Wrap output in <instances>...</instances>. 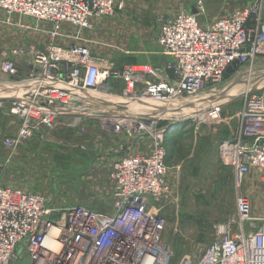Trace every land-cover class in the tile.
Here are the masks:
<instances>
[{
	"label": "built area",
	"instance_id": "obj_1",
	"mask_svg": "<svg viewBox=\"0 0 264 264\" xmlns=\"http://www.w3.org/2000/svg\"><path fill=\"white\" fill-rule=\"evenodd\" d=\"M115 8V0H0V9L51 27L44 43L0 46V72L21 92L7 107L19 125L4 139L5 147L63 119L84 132L81 123L90 113L118 136L108 211L80 204L54 207L39 193L0 182V264H19L25 256V264H170L166 218L160 213L170 197L167 129L161 124L168 112L161 109L172 102L196 107V97L220 86L234 60L232 73L264 56V18L257 4L206 25L201 2L193 12L161 17L157 43L165 61L160 65L114 67L102 64L86 45L56 43L64 23L90 28L93 19L110 16ZM95 95L120 100L97 101ZM206 108L215 119L220 104ZM96 109L105 112L99 117ZM193 117L205 122L199 111ZM236 117V136L218 144L220 161L238 179L256 172L264 183V87L243 98ZM250 210L249 200L238 196L236 216L213 226L214 238L198 258L178 264H264V215Z\"/></svg>",
	"mask_w": 264,
	"mask_h": 264
},
{
	"label": "rangeland",
	"instance_id": "obj_2",
	"mask_svg": "<svg viewBox=\"0 0 264 264\" xmlns=\"http://www.w3.org/2000/svg\"><path fill=\"white\" fill-rule=\"evenodd\" d=\"M263 1L115 0L114 13L93 19L90 28L64 23L63 36H58L56 43L62 46L72 43L86 45L94 56L101 59L102 64L112 63L114 67L150 63L144 59L152 56L161 59L158 56H162L157 33L161 17L169 16L170 9L164 10L166 7L172 8L175 14L193 12L197 3L201 2L205 12L200 20L206 25L217 16L227 12L231 15L244 5L257 4L263 11ZM221 11L223 13H219ZM50 29V24L44 20L0 9L1 47L29 42L44 43ZM164 59L162 56V61ZM12 81V78L0 72L1 184L39 193L54 207L80 204L108 211L113 194L111 170H106L104 166L93 167L99 159V150L91 140L93 134L102 133L113 138H116V134L101 127L98 115L90 113L81 123L84 132L77 127L67 126L63 119L53 129L41 127L20 144L5 147L4 139L14 136L19 125L17 116L9 113L7 108L11 99L21 93L20 86L12 85ZM262 87L264 56L255 60L250 68L226 73L223 83L213 92H201L196 97L198 99L195 104L199 103L196 107L188 108L176 103L164 110L168 114L162 118L161 124L167 129L165 161L170 197L160 213L166 218L163 239L168 247L170 264L198 258L214 238L213 226L236 216L238 196L249 200L251 215H264V183L258 174L252 172L238 179L231 168L215 157L216 146L230 135L226 132L228 127H237L235 114L243 104V98ZM95 96L97 101L120 100L114 95ZM5 97L7 100H4ZM210 103L220 104L215 119L209 118L210 110L206 107ZM135 108L146 109L142 106ZM96 110L99 117L105 112L102 109ZM198 111L203 114L205 122L197 123L194 120L193 116ZM130 141L132 144L133 140ZM115 143L112 140L109 145H105L103 149L108 150L102 152V157H116ZM137 145V149L142 146L141 143ZM95 169L97 176L93 175ZM27 261L25 256L19 264Z\"/></svg>",
	"mask_w": 264,
	"mask_h": 264
},
{
	"label": "crops",
	"instance_id": "obj_3",
	"mask_svg": "<svg viewBox=\"0 0 264 264\" xmlns=\"http://www.w3.org/2000/svg\"><path fill=\"white\" fill-rule=\"evenodd\" d=\"M263 5H262V10L263 11H261V13H262V17L264 18V1H263V3H262ZM245 6H248V5H244V6H240L239 7V9L240 8H243V7H245ZM168 9H170L169 10V15H173V14H175V11H173V9L172 8H170V7H166L164 10H168ZM157 10V9H156ZM174 12V13H173ZM166 13H168V11L166 12ZM173 13V14H172ZM219 13H223V11H221V12H219ZM218 13V14H219ZM166 15H168V14H166ZM228 15H230V13L229 12H227V13H224V14H222V15H220V17H223V16H228ZM218 18H220L219 16H217ZM217 19V18H216ZM215 20V19H214ZM158 57H160L161 59H159V58H154V56H152V57H149V58H147V59H144V61H146V62H150V63H152L153 65H160L162 62H164L165 61V59L162 61V56H158ZM236 115V114H235ZM235 120H236V118H235ZM237 121V120H236ZM237 127H238V121H237ZM237 127L235 126V128L233 129V128H231V126H229L228 127V130H226V132H227V135H228V133L230 134L229 136H226V137H224V139L225 138H234L235 136H236V132H237ZM16 130V129H15ZM167 131V130H166ZM167 133V132H166ZM92 142L94 143V145L98 148H96L97 150H99L98 151V153H99V159L97 160V162L95 161L94 162V164H93V167H95V168H99V167H101V166H104L105 167V169L106 170H108V171H110V178H112L111 177V172H112V162L114 161V159H113V157L111 156L110 158L109 157H106V156H104V157H102V152H106L107 150H108V148L107 149H103V148H105V145H107L108 143L110 144L111 143V141L113 140V143H115V142H117L116 140L118 139V136L116 135V138L114 137H112V136H109V137H107V136H104L102 133H100V134H93L92 135ZM103 139H108V141H106V140H103ZM166 139H167V136H166ZM115 141V142H114ZM108 144V145H109ZM97 153V154H98ZM215 157H216V159L217 160H219V162H221L220 161V158H219V152H218V145L216 146V152H215ZM166 160V159H165ZM165 163H166V161H165ZM167 165V164H166ZM230 168V167H229ZM93 175L94 176H97L98 175V173H97V170L95 169V171L93 172ZM111 184H113V181L111 180ZM112 189H113V185H112Z\"/></svg>",
	"mask_w": 264,
	"mask_h": 264
},
{
	"label": "water",
	"instance_id": "obj_4",
	"mask_svg": "<svg viewBox=\"0 0 264 264\" xmlns=\"http://www.w3.org/2000/svg\"><path fill=\"white\" fill-rule=\"evenodd\" d=\"M245 50H248V48H246ZM237 65V61L234 60L227 68H226V73H232L235 69Z\"/></svg>",
	"mask_w": 264,
	"mask_h": 264
},
{
	"label": "bare ground",
	"instance_id": "obj_5",
	"mask_svg": "<svg viewBox=\"0 0 264 264\" xmlns=\"http://www.w3.org/2000/svg\"><path fill=\"white\" fill-rule=\"evenodd\" d=\"M99 96H100V95H99ZM99 96H98V97H99ZM95 97H96V96H95ZM95 97H94V98H95ZM176 103H178V102H176ZM176 103L172 102L171 104L166 105L165 107H163L162 110L164 111L166 108H168V107H170L171 105L176 104ZM134 105H135V107L142 106V107H145V108H146V105H144V104H137V103H135ZM166 132H167V131H166Z\"/></svg>",
	"mask_w": 264,
	"mask_h": 264
}]
</instances>
